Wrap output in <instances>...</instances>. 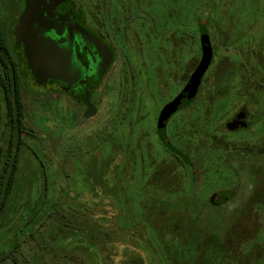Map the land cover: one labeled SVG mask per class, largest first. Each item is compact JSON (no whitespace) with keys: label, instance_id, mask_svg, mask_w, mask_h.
<instances>
[{"label":"rangeland","instance_id":"374dc122","mask_svg":"<svg viewBox=\"0 0 264 264\" xmlns=\"http://www.w3.org/2000/svg\"><path fill=\"white\" fill-rule=\"evenodd\" d=\"M0 1L7 2L3 3L13 14L14 0ZM72 2L77 14L81 16L80 3L77 0ZM89 2L90 0H82L84 4ZM158 2L161 6L167 2V7L170 6L172 11L166 12L162 19L169 18V14H174L175 11H180L181 6L183 7L185 15L181 23L184 35L190 24H194L191 16L197 10L200 21L207 22L216 54L215 61L226 58L229 64L233 62L236 65L235 76L224 86L215 90L210 81L211 77H208L206 82L209 81V86L204 84L200 89L198 103L200 111L208 106H215L206 99L204 93L214 90L218 92L214 94L217 104L216 109L214 108V119L216 118L214 122L217 127L212 129L214 138L224 140V144L221 143L224 147L225 140L231 144L242 142L244 139L252 144H264V130L258 126L250 131L229 132L219 122L229 117L233 109L238 107L240 98L234 92L241 90L240 83L241 80L244 81L243 78H246L247 83L250 82L252 90L264 92V0H207L206 3H203V0H158ZM142 6L143 4L140 5L141 8ZM115 10L117 18L122 19L119 4L115 5ZM153 14L150 13L151 18ZM138 17L139 15L135 16L136 21ZM141 19L145 21L143 13ZM128 27L127 31L123 32V47L128 51L129 69L136 77L134 82L141 87L135 94L132 93L133 96L136 95V99L134 97L129 103L127 82H122L124 85L122 87L119 85L121 80L118 81L116 88L117 86L113 85L114 81L109 79L108 83L105 82L107 86L102 82L94 90L92 99L94 97L103 99L96 114L87 118L88 116L79 114L76 105L54 90L38 91L30 85L24 86L25 119L28 125L34 128V134L27 143L37 155L38 161L28 149L25 150L12 193L0 212V252L8 250L14 242L22 241L21 246L12 254L14 260L7 259L4 264H87L85 251L72 249L73 244V247L79 248L82 245L84 248L85 240L75 235L68 236L74 226L87 225L85 219L82 222L76 221L77 214L93 212L98 217L114 215L115 221L123 224L124 221L118 215L122 211L117 206L123 205L124 201L133 210L141 209L144 203L147 205L149 201L145 185L150 186V193L156 191L169 193L177 189V193H173L171 198L174 205L165 206L156 215L148 214L145 221L153 228L152 231H148L134 220L133 223L151 238L157 230L160 238L164 229L170 230L175 227L173 225L181 222L182 241L185 244L191 242L190 244L194 246L196 243L190 234L197 233L200 237V240L197 238L198 253L195 252L196 248L192 247L185 255L184 264H188L193 252L196 255L201 253L200 243H203L208 235L216 236L219 240L226 239L225 233L236 223L237 229L242 226V231L248 238L246 249H255L249 252V256L254 257V260L258 256L264 258L262 253L264 153L255 159L243 158L232 153L226 159L231 169L226 168L227 170L222 171L215 168L217 160L213 158L216 154H211L206 147L197 154L199 151L197 152L194 147L195 140L203 139L205 134L211 132V126L206 121L208 115L200 113L199 118L206 117L199 120L197 129L193 130L194 135L188 138L190 146L188 154L185 153L187 156L185 162L188 163L192 158L193 164L189 165L188 171H184L180 164L177 165L154 134L158 107L153 99V89L148 87V76L145 72L149 62L148 55L144 45L134 42V40L137 42L138 34L130 25ZM186 38L188 39V35ZM193 53L191 47L189 49L184 47V56L187 58L183 60L184 64L190 61L189 56ZM241 60H244V63H240ZM212 69L213 66L211 71ZM246 69L254 74L242 78ZM164 90L166 96L172 95L173 90L168 85L164 86ZM154 96L157 97L155 92ZM209 98L215 100L213 96ZM156 100L159 103L157 98ZM258 100L263 102L264 107V94ZM251 106L253 104L249 102L248 107ZM188 113L189 110L178 113L172 121V129L168 136L175 144H178L176 127L180 124V118H177ZM108 120L113 124L108 122L107 125ZM200 122L208 125L205 127L199 124ZM199 126L203 128L200 129ZM186 132L187 129L183 128L182 133ZM103 134L108 136V140ZM92 143L99 145L90 151L88 145ZM111 150L115 151L116 156L106 167ZM102 172H105L104 176L107 177L108 187L105 189L101 185L104 180ZM156 172L158 175L151 176L149 180L150 175ZM89 174L96 176L97 180H93ZM165 176L171 183H175V188L159 184L158 178ZM44 177L48 178V187L46 196L42 197ZM155 187L160 189L156 190ZM123 189H126L125 194ZM224 189H232L234 194L226 198L224 203L217 204V200L221 201L223 197L218 195L217 191ZM116 194L123 196L127 194L128 197L123 201V198H117ZM178 201L180 202L177 204ZM126 217L129 219V216ZM41 220L42 225L38 224ZM137 230L140 231L139 228ZM240 248H243V245ZM138 252L141 259L137 264H147L144 252L141 249ZM203 255L202 253L200 256ZM236 256L238 255L230 254L229 259ZM118 259L117 256L108 264H118Z\"/></svg>","mask_w":264,"mask_h":264},{"label":"flooded vegetation","instance_id":"af4514ba","mask_svg":"<svg viewBox=\"0 0 264 264\" xmlns=\"http://www.w3.org/2000/svg\"><path fill=\"white\" fill-rule=\"evenodd\" d=\"M53 1L14 0L13 14L4 4L7 2L0 1V199H4L5 185L8 178L14 179L8 197L12 193L14 181L20 173L19 167L25 150L28 149L37 160V155L27 143L30 136L34 134V128L31 125L29 126L25 119L26 105L23 99V89L26 84L38 91L54 90L76 105L79 114L83 116L90 107L92 115L86 116L87 118L96 114L103 99H96L95 97L92 99L94 90L102 82L107 86V80L109 79L114 81L113 85L114 87L117 86L116 88H118V85H116L118 81L121 80L119 85L122 87L124 86L122 82H127L128 103L134 97L136 99V95L133 96L132 93L135 94V91L140 90L141 87L134 82L136 77L129 69L128 51L123 47V32L127 31L129 25L138 34L136 36L138 43L135 40L134 42L144 45L148 55L149 62L145 72L148 76V87L153 89V99H155L158 107L154 123V134L159 144L171 155L177 165H183V154H188V146H190V139L188 138L194 135L193 130L197 129L199 120L206 117L199 118L200 113L208 115L206 121L211 126V132L205 134L203 139L195 140L194 147L197 152L199 151L197 154L204 150L203 147L210 150L211 154H216L213 158V160H217L215 168L222 171L227 170L226 168L231 169L226 159L232 153L249 159L262 156L264 153L263 143L252 144L244 139L242 142H232L231 144V142L225 140L226 147H224L221 144H224V140L214 138L212 129L217 127L214 122L216 120V118L214 119V111L217 105L214 94L218 92H205L206 99L215 106H208L201 110L202 112L198 110L200 107L198 106L200 89L204 84L209 85V81L207 83L206 79L211 77L210 81L214 83L219 76H225L227 82L235 76L236 72V70L234 71L236 65L233 62L229 64L226 58L215 61L216 54L211 43L210 34L207 40L211 50V59L202 75L196 94L190 103L176 110L168 118L165 125V136L169 146L164 145L158 137L157 120L160 110L181 92L198 65L202 54L196 20L198 18L197 10L191 16L194 24L191 23L187 28L190 32L185 30L184 35V28L181 23L183 17L182 6L180 11H175L174 14H169V18L164 17L162 19L166 12H172L170 6L167 7V2L161 6L158 0H126V2L122 0H90L86 4L82 3V0H77L80 3L81 10V16H79L72 0H60V2L63 1L65 5H68L70 12H66L65 8ZM118 4L120 5L122 19L117 18L115 5ZM142 4L141 8L140 5ZM142 13L145 21L141 19ZM150 13H154L152 18ZM137 15H139L138 21L135 19ZM23 23H25L24 27ZM28 32L35 34L37 38L40 36L43 41L47 40L48 43H54L61 49L63 56L67 59V70L63 79L33 74L29 67L23 40V38L26 39ZM186 35H188V39ZM184 47L187 49L191 47L194 51L189 56L190 61L186 64L183 63V60H187L184 56ZM239 62L244 63V60ZM212 66L213 71H211ZM247 71L249 69L243 72L242 78L254 74L251 70V72ZM243 79L244 81L241 80L240 83L241 90L234 92L240 98L238 107L233 109V113L229 117L219 122L229 132L250 131L257 126L264 130V107L263 102L258 100L264 92L247 89L248 83L246 78ZM166 85L173 90L170 97L166 96L164 90ZM154 92L157 97L154 96ZM209 96H213L215 100H210ZM249 102L253 104L250 108L248 107ZM187 110L190 113L185 116L182 114L177 118H180V124L179 127H176L175 133L178 144H175L168 136L172 129V121L175 120L176 114L184 113ZM199 124L205 125V127L208 125L201 122ZM228 125L231 127H228ZM183 128L187 129L185 134L182 133ZM199 128L202 129L203 127L199 126ZM184 136L187 138H183ZM173 148L178 151H172ZM188 164L190 166L193 164L192 158L188 160ZM217 193L223 196L221 201L217 200V204H221L224 203L226 198L233 195L234 191L224 189L217 191ZM212 204L215 205L214 202ZM1 206L3 205H0V208ZM40 225H42V220ZM21 244L22 241L14 242L8 250L1 251L0 258L6 252L8 256L3 262L0 261V264H4L7 259L14 260L12 254L16 252Z\"/></svg>","mask_w":264,"mask_h":264},{"label":"trees","instance_id":"16d2710c","mask_svg":"<svg viewBox=\"0 0 264 264\" xmlns=\"http://www.w3.org/2000/svg\"><path fill=\"white\" fill-rule=\"evenodd\" d=\"M206 2L207 0H203V3ZM183 15H185V12H183ZM196 20L199 29L198 31L200 37L199 38L200 45L202 47L205 40L209 38L208 26L206 21L202 22L200 21V18H196ZM226 83L227 82L225 76H219L217 80L214 83H212V85L215 87V90H218ZM248 86L249 88L247 87V89H252V87L250 86V82L248 83ZM108 122H110V120L107 121V125ZM110 123L113 124L112 122ZM104 137H106V139L108 140L107 135H105ZM98 145L99 143H92L88 145V148H90V151H92L94 146L96 147ZM126 147L128 148V146ZM111 148L113 147L111 146ZM172 151L176 152L178 150L173 148ZM110 153L111 155L110 154L108 155L110 156V160L106 164V167H108V164L112 162L114 160V156H116L115 151L111 150ZM172 156L174 155L172 154ZM183 157H184L183 165H182L183 170L188 171L190 164L185 162L187 159L186 154H183ZM104 173L105 172H102L101 174L104 179L101 185L105 189L106 187H108V184H107V177L104 176ZM89 175L92 176L93 180H97L95 179L97 178L96 176H93L92 174ZM157 175H158L157 172L153 173L152 175H150L149 180H151L152 178L151 176L156 177ZM158 179H159V184H163V186H167L169 188H175V183L174 182L171 183V180L168 179L166 176L159 177ZM13 180H14L13 178L7 179V183L5 185L4 199L3 200L0 199V205H3L1 206L0 211L6 204L7 197L10 193L11 184ZM43 180L44 183L42 185V191H43L42 197L43 195L46 196L45 194L48 187L47 186L48 178L44 177ZM95 183L98 182L95 181ZM98 185H100V183H98ZM145 188H146L145 192L147 194L146 196L148 198L149 203L147 205H144L145 204L144 203L141 209L139 210L137 209L133 210V208L128 206L127 203L125 204L124 198L128 197L127 194L124 196L116 194L117 198L118 197L123 198L124 201L123 205L117 206L122 211V213L118 215H120V219L124 221L123 224L119 221H115L114 215L109 217L102 215L98 217L95 216L93 212L85 215L77 214L76 217L77 219L75 218L76 221L79 220L80 222H82V220L84 221L85 219L87 225L85 224V226L83 227H80L78 225L74 226L73 227L74 231L72 230L71 233L69 231L68 236L75 235L76 237H79L80 239L83 238L85 240L84 248L82 245H80L79 248L77 246L73 247L74 246L73 244L72 249L84 250L85 251L84 255L86 256L87 264H108L110 262H113L117 256L119 257V259L117 260L119 261L117 262L118 264H137L138 260L141 259L140 253L138 252L139 249H141L144 252L145 258L148 260L147 264H151V263L184 264V259L187 251H189L192 247H194L196 248L195 252H197V247H198L197 238L200 240L199 235L197 233L190 234L192 236L191 239L195 240L196 246L190 244L191 242L185 244V242L182 241V233L180 230L181 222L173 225L175 227L171 228L170 230L164 229L163 232H161L160 238H158L159 234L157 230H155L154 235L151 238L149 237L148 234H146L143 230H141L140 227H137L136 224L133 223L134 221L138 222L142 226H144V228H147L148 231H152L153 228L148 226L145 221V219L148 217V214L152 213L156 215L165 206H171L172 204L174 205L171 198L173 197V193H177V189L176 190L173 189L169 193L168 191H166V193L164 192L159 193L158 191L154 193H150L149 192L150 186L145 185ZM155 189L158 190L160 188L155 187ZM125 193H126V189H123V194ZM179 202L180 201H178L177 204ZM48 213L49 212H47V214ZM144 213L146 214L144 215ZM126 215L129 216V219L126 217ZM130 216L132 219L130 218ZM133 217L135 218L133 219ZM237 226H238L237 223L232 225L230 230H228L225 233L224 238L226 239L223 240L217 239L216 236L208 235V237L204 239V242L200 243L201 253L196 255L194 254L195 252H193L192 257L188 259V264H264V258L262 256L260 257L258 256L256 258L258 259L257 261L256 259L254 260V257L249 256V252L250 251L253 252V250L255 249L252 250L246 249L245 244L248 238L245 236L244 231H242V226L240 225L241 226L240 229H237ZM137 228H139L140 231H138ZM241 245H243V248H240ZM202 253L204 255L200 256ZM262 253H264L263 250ZM230 254L238 255V256L229 259ZM7 256L8 253L6 252L0 258V261L3 262Z\"/></svg>","mask_w":264,"mask_h":264},{"label":"water","instance_id":"95a60500","mask_svg":"<svg viewBox=\"0 0 264 264\" xmlns=\"http://www.w3.org/2000/svg\"><path fill=\"white\" fill-rule=\"evenodd\" d=\"M53 2L60 4L62 8H65L66 12H70L68 5H65L63 1L60 2V0H54ZM24 25L25 23H23V27ZM35 36V34L33 35L28 32L26 39L23 38L29 67L33 74L63 79L67 70V59L63 56L61 49H59L54 43H48L47 40L43 41L40 36H38V38ZM210 59V46L208 41L205 40L202 46V54L199 63L193 71L189 81L185 84L181 92L172 101L165 104L160 110L157 120V134L164 145L169 146L168 140L165 136V125L168 118L176 110L190 103L198 90L202 75L207 69ZM91 113L92 109L88 107L85 116H90ZM228 127L231 126L228 125Z\"/></svg>","mask_w":264,"mask_h":264}]
</instances>
